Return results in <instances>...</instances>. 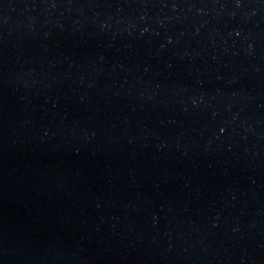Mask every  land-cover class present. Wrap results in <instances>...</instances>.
<instances>
[{"label":"water","instance_id":"1","mask_svg":"<svg viewBox=\"0 0 264 264\" xmlns=\"http://www.w3.org/2000/svg\"><path fill=\"white\" fill-rule=\"evenodd\" d=\"M0 264H264V0H0Z\"/></svg>","mask_w":264,"mask_h":264}]
</instances>
